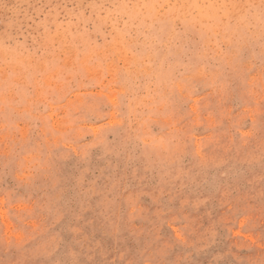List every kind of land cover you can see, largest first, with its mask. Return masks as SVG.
Returning <instances> with one entry per match:
<instances>
[{"label": "rangeland", "instance_id": "374dc122", "mask_svg": "<svg viewBox=\"0 0 264 264\" xmlns=\"http://www.w3.org/2000/svg\"><path fill=\"white\" fill-rule=\"evenodd\" d=\"M0 264H264V0H0Z\"/></svg>", "mask_w": 264, "mask_h": 264}]
</instances>
